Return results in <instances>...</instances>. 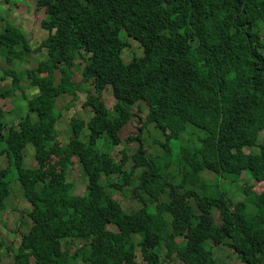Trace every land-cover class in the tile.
Listing matches in <instances>:
<instances>
[{
	"label": "trees",
	"instance_id": "obj_1",
	"mask_svg": "<svg viewBox=\"0 0 264 264\" xmlns=\"http://www.w3.org/2000/svg\"><path fill=\"white\" fill-rule=\"evenodd\" d=\"M38 6L48 33L38 50L46 48L47 58L25 69L33 92L21 97L28 111L17 126L5 123L13 112L6 107L23 92L16 59L24 60L32 46L17 25L0 33V54L8 61L1 78L12 77L9 89L0 90V156L8 160L0 167V212L15 181L33 205L29 232L19 247H7L14 253L10 264H165L174 258L223 264L215 248L227 241L246 264H264V142L258 152L244 151L264 130V0H38ZM125 37L144 50L128 64L121 55ZM79 59L87 62L81 84L95 91L85 89L84 111L92 116L75 113L68 136L56 129L63 114L57 102L81 91ZM108 87L112 110L103 101ZM142 104L148 111L138 116L133 108L142 112ZM135 115L162 131L163 139H154L158 154L139 143L130 156L121 148L118 160L99 141L105 138L113 152ZM28 144L34 167L24 165ZM77 159L90 182L87 196L75 193L71 179ZM207 171L215 180L203 179ZM136 176L137 189L155 202L131 212L117 193ZM232 186L242 201L229 195ZM166 188L170 199L164 201Z\"/></svg>",
	"mask_w": 264,
	"mask_h": 264
},
{
	"label": "rangeland",
	"instance_id": "obj_2",
	"mask_svg": "<svg viewBox=\"0 0 264 264\" xmlns=\"http://www.w3.org/2000/svg\"><path fill=\"white\" fill-rule=\"evenodd\" d=\"M6 2L7 3L3 2V0H0V33L4 32L5 27L8 24L15 26L17 25L25 32L32 46L30 51L24 52V60L16 59L20 63L16 64L15 68L18 67V72L22 73L23 75L20 82L23 92H17L15 97L10 100L9 106L6 107L8 111H10L12 108L13 112L9 114V119L12 120H5V123H12L17 126L19 120L24 117L25 113L28 111L27 103L21 97L23 95H31L33 92V89L27 80V78H30L26 75L25 69H32L36 67L40 61H43L47 57L45 49L39 52L36 50L47 34V32L41 28V23L46 18V12L44 8L38 6V0H7ZM124 40L127 42L126 49L123 51V57L126 63L143 55V49L138 45L136 40L127 37H125ZM86 65V60L79 59L75 69V78L78 79L79 84L82 86L81 91H79L77 94L78 97L75 98L73 96H64L59 99V102H57L58 109L59 111H62L63 114L57 118L56 129H58L60 133L66 130V134L68 136L72 135L70 132V129L71 131L73 130L71 119L75 113L80 114L87 120L90 119V116H92V114L84 111V109H86V101L88 100V94L85 89L95 92L93 87L87 86L86 84H81V79L84 78ZM7 67V56L0 54V78L3 76V74H5L3 68L6 69ZM59 78L60 74L56 73V82H59ZM11 79L12 77H9L6 80H2V78L0 79L1 91H6L9 89ZM103 96L105 98H103V100L106 103V107L112 110L113 104L115 103L112 89L108 88L106 91H104ZM69 105H72V107L66 109V106ZM141 106L142 112H140L137 105H135L133 108L134 113L138 116L145 115V113L148 111L146 104H142ZM137 115H135L134 120L126 124L121 131V137L123 139L121 146L115 148L112 152L114 147L112 148L111 146L107 145L105 138H101L99 141L100 148H106L113 155H115L118 160H120L122 156L121 148L128 150L130 156L137 149L139 143H142L147 153L153 155L158 154L160 143L154 141V139H163L161 134L162 131L159 130L155 123H147L144 125V122L138 119ZM131 136H134L135 138H131ZM61 139L63 142H69V139L64 140L63 134L61 135ZM83 139H85V137H83ZM263 139L264 132L261 135V140ZM258 147L259 145L251 147L245 146L244 151L256 152L258 151ZM24 154V165L28 167L36 166L33 145H26ZM7 164L8 160L3 156H0V167H5ZM170 170L174 172L177 171L178 164L175 163L174 166L170 167ZM70 172L72 174V182L75 183L76 187L75 193L78 195H86L88 193L89 181L79 159L75 161ZM202 177L204 180H215L216 175L215 173L207 171L202 174ZM116 179V176L112 178V180ZM241 179L249 180L245 174L242 175ZM223 181L225 180L221 178L220 182ZM15 182L16 183L13 182V194L6 202L7 206L3 212H0V264H10L13 261L14 253L7 249V247H19L23 235L26 232H29L31 226L33 225V219L31 217L33 206L26 200L23 192L20 190L21 188L19 186V182ZM138 185L139 181L137 180L136 176L131 179L130 185L128 184V186H126L124 192L117 193V197L123 204L124 208L131 212L135 211L139 207V200L134 196V191L138 188ZM138 193L147 201L150 206L155 202L151 200V196H149L143 189L139 188ZM166 193L169 194V190H167ZM229 195L235 202L242 201L243 196L236 192V186H232L229 189ZM161 196L162 199H165V195ZM215 221L217 224H220L218 212L215 213ZM108 228L113 231H118V229L113 225H109ZM215 252L217 253V258L223 264H244L240 257H238L237 252L229 246L222 245L219 248H215ZM165 264L182 263L176 259H173L171 262H166Z\"/></svg>",
	"mask_w": 264,
	"mask_h": 264
},
{
	"label": "clouds",
	"instance_id": "obj_3",
	"mask_svg": "<svg viewBox=\"0 0 264 264\" xmlns=\"http://www.w3.org/2000/svg\"><path fill=\"white\" fill-rule=\"evenodd\" d=\"M43 29V28H42ZM48 35V33L46 34V36ZM46 36H45V38H46ZM44 38V39H45ZM43 39V40H44ZM131 39H133V38H131ZM133 40H135V39H133ZM137 41V40H136ZM138 42V41H137ZM41 45V44H40ZM39 45V46H40ZM138 45L143 49V47L141 46V44L138 42ZM126 46H127V44H126ZM39 48V47H38ZM43 49H45L46 50V48H43ZM43 49H41V50H43ZM126 49V47L124 48V50ZM36 50H38V49H36ZM41 50H38V51H41ZM123 50V51H124ZM123 51H122V57H123ZM46 54H47V50H46ZM143 54H144V50H143ZM47 58V57H46ZM45 60V59H44ZM123 60H124V57H123ZM124 62H125V60H124ZM131 62V61H130ZM130 62H128V63H130ZM126 63V62H125ZM128 63H126V64H128ZM54 73H55V80H56V73L58 74L59 72H58V70L56 69V70H54ZM108 88H111V87H108ZM107 88V89H108ZM106 89V90H107ZM112 89V88H111ZM105 90V91H106ZM113 92V91H112ZM66 96H73V97H75V98H77L78 96H74V95H66ZM103 98H104V96H103ZM105 99V98H104ZM104 101V100H103ZM105 102V101H104ZM115 104H116V102H115ZM148 107V106H147ZM159 128V127H158ZM264 132V130H262L261 131V133H260V137H259V140H258V142L257 143H253V144H249L247 147H251V146H255V145H259V147H258V151H259V149H260V145H261V143H263L264 142V139L263 140H261V135H262V133ZM258 151H256V152H258ZM113 155V154H112ZM114 157H115V155H113ZM116 158V157H115ZM89 181V180H88ZM90 183V182H89ZM88 190H89V184H88ZM167 190H169V188H166V190H165V192H163V193H161V195H165V199H164V201H166V200H168V199H170V195L169 194H167L166 193V191ZM170 191V190H169ZM88 195V193L86 194V195H83V196H87ZM134 196H135V198L136 199H138L139 200V207L136 209V210H138V209H140V208H142L143 206H146V205H149L148 203H147V201L138 193V189H136L135 191H134ZM31 203V202H30ZM32 204V203H31ZM33 206V205H32ZM155 206V205H154ZM135 210V211H136ZM33 211V210H32ZM216 212H218V216H219V211H218V209H215L213 212H212V215H213V220H214V223H215V225H219V224H217L216 223V221H215V213ZM219 220H220V216H219ZM220 223H221V220H220ZM109 226V225H108ZM108 226H107V228H108ZM113 226H115L116 227V225H113ZM117 228V227H116ZM109 229V228H108ZM118 229V228H117ZM110 230V229H109ZM223 245H226V246H229V247H231V248H233L232 247V244H231V241H227V242H225ZM234 249V248H233ZM235 250V249H234ZM236 251V250H235ZM237 252V251H236ZM237 254H238V252H237ZM238 257H240V256H238ZM175 259V258H174ZM241 259V258H240ZM177 260V259H176ZM241 261L244 263V264H246L245 263V261L243 260V259H241Z\"/></svg>",
	"mask_w": 264,
	"mask_h": 264
}]
</instances>
